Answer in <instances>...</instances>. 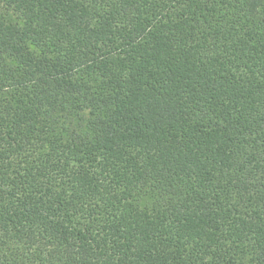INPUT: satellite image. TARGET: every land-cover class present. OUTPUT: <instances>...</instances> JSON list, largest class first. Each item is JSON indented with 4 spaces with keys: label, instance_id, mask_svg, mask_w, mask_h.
Returning a JSON list of instances; mask_svg holds the SVG:
<instances>
[{
    "label": "trees",
    "instance_id": "1",
    "mask_svg": "<svg viewBox=\"0 0 264 264\" xmlns=\"http://www.w3.org/2000/svg\"><path fill=\"white\" fill-rule=\"evenodd\" d=\"M0 264H264V0H0Z\"/></svg>",
    "mask_w": 264,
    "mask_h": 264
}]
</instances>
